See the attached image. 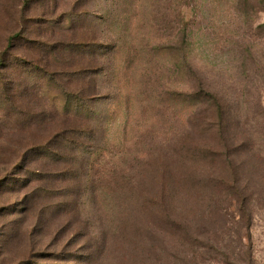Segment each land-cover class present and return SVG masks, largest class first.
Wrapping results in <instances>:
<instances>
[{"label": "rangeland", "instance_id": "rangeland-1", "mask_svg": "<svg viewBox=\"0 0 264 264\" xmlns=\"http://www.w3.org/2000/svg\"><path fill=\"white\" fill-rule=\"evenodd\" d=\"M18 17L49 64L0 107V264H264V0H0V53Z\"/></svg>", "mask_w": 264, "mask_h": 264}, {"label": "trees", "instance_id": "trees-1", "mask_svg": "<svg viewBox=\"0 0 264 264\" xmlns=\"http://www.w3.org/2000/svg\"><path fill=\"white\" fill-rule=\"evenodd\" d=\"M19 18V17H18ZM22 18H19V21L16 22L14 19H10L9 24H15L17 28L19 29V32L16 33V35L10 39L9 44L7 48L4 49L0 53V107L9 105L13 106L18 112L21 117H24L26 120L33 121L35 118V113L34 110L35 108H28L29 106L23 107L24 103L22 101V97L25 96V91L26 88L24 85H21L20 82L18 83V80L20 78V71L19 69L21 67H29L31 69L33 68H40L46 67L49 63L47 62L48 60L45 57H40V52H43L44 50L46 51V45L40 44V47L35 45V43L30 44V40L32 36H34L33 31L29 26H26L23 23ZM17 39V40H16ZM13 40H16L18 43L13 45ZM89 41H95L94 40H89ZM84 39H75V42L72 41L71 44H74L75 46H78L79 44H84ZM17 49H22L23 55L22 58L19 60L18 65L16 64L14 67H11L12 61L11 58L13 56L12 52L17 47ZM73 45V46H74ZM74 46V47H75ZM50 50V47L47 49ZM102 56V54H101ZM24 63L25 65H23ZM23 65V66H22ZM21 66V67H20ZM87 67V66H86ZM84 66H79L76 67L75 70L73 71L74 75L81 74V73H86L89 69L91 70H96L99 68H95L93 66V63L90 64V67L86 68ZM95 86L92 89V93L90 94L89 87L86 85L82 84L79 87V90L77 92L81 97L86 99L89 102H94L97 97H98V85L94 84ZM37 103H34L33 105H36ZM31 110V111H30ZM34 117V118H33ZM67 121V122H66ZM84 126L80 125L77 121L75 120H64L60 122L57 126V129L55 132L49 131L47 137V143L45 146L49 143L48 147L52 145V143L58 144L60 141H64L69 135L75 133L74 135H77L78 132L83 131ZM49 140V141H48ZM46 148V147H45ZM40 149V147H39Z\"/></svg>", "mask_w": 264, "mask_h": 264}]
</instances>
